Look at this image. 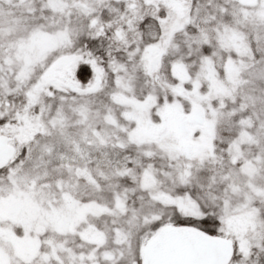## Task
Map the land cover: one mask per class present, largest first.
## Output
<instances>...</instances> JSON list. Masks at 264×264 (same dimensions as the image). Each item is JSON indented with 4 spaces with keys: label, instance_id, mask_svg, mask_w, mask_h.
Listing matches in <instances>:
<instances>
[{
    "label": "snow or ice",
    "instance_id": "1",
    "mask_svg": "<svg viewBox=\"0 0 264 264\" xmlns=\"http://www.w3.org/2000/svg\"><path fill=\"white\" fill-rule=\"evenodd\" d=\"M0 264H264V0H0Z\"/></svg>",
    "mask_w": 264,
    "mask_h": 264
}]
</instances>
